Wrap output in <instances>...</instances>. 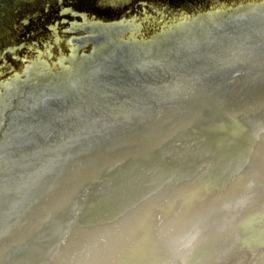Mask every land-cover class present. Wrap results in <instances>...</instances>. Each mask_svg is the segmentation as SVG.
Returning a JSON list of instances; mask_svg holds the SVG:
<instances>
[{
  "label": "water",
  "instance_id": "water-1",
  "mask_svg": "<svg viewBox=\"0 0 264 264\" xmlns=\"http://www.w3.org/2000/svg\"><path fill=\"white\" fill-rule=\"evenodd\" d=\"M0 264H264V0H0Z\"/></svg>",
  "mask_w": 264,
  "mask_h": 264
}]
</instances>
